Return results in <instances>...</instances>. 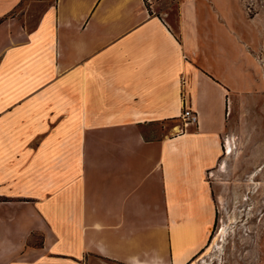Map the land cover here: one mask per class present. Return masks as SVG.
I'll return each instance as SVG.
<instances>
[{"label": "crops", "instance_id": "0c3cea01", "mask_svg": "<svg viewBox=\"0 0 264 264\" xmlns=\"http://www.w3.org/2000/svg\"><path fill=\"white\" fill-rule=\"evenodd\" d=\"M257 16L244 0H0V264L203 251L227 98L261 86ZM184 105L198 121L181 129Z\"/></svg>", "mask_w": 264, "mask_h": 264}, {"label": "rangeland", "instance_id": "374dc122", "mask_svg": "<svg viewBox=\"0 0 264 264\" xmlns=\"http://www.w3.org/2000/svg\"><path fill=\"white\" fill-rule=\"evenodd\" d=\"M172 1L148 0L156 10ZM244 7L249 17L259 15L252 24L258 31L252 48L260 64L261 86L227 98L226 110L232 101V111L223 144L229 139L232 152L223 153L208 173L217 211L208 241L213 244L189 264H264V0H244ZM223 228L224 234L212 242Z\"/></svg>", "mask_w": 264, "mask_h": 264}, {"label": "built area", "instance_id": "2783aa9c", "mask_svg": "<svg viewBox=\"0 0 264 264\" xmlns=\"http://www.w3.org/2000/svg\"><path fill=\"white\" fill-rule=\"evenodd\" d=\"M179 118H181V122H182L181 129L188 127L190 125H194L198 121L196 112L185 105L183 106Z\"/></svg>", "mask_w": 264, "mask_h": 264}, {"label": "bare ground", "instance_id": "6f19581e", "mask_svg": "<svg viewBox=\"0 0 264 264\" xmlns=\"http://www.w3.org/2000/svg\"><path fill=\"white\" fill-rule=\"evenodd\" d=\"M231 111H232V101L230 102V106H229V104H228V107H227V115H229V114L231 113ZM175 129H177V127H176ZM226 150H227V153H231V152H232V144H231V141H230L229 139L227 140ZM221 165L224 167V166H225V161H222V162H221ZM224 232H225V228H223V229L221 230V232H220L217 236H214L212 242H216V239L219 238L220 235L222 236V235L224 234ZM212 244H213V243H212ZM212 244L207 245L206 248H205L202 252H204V253H208V252L210 251V248H211ZM200 253H201V252H200ZM193 259H194V258H193ZM193 259H192V260H193ZM192 260H191V261H192ZM191 261H190V262H191ZM190 262H189V263H190ZM189 263H188V264H189ZM191 263H193V262H191Z\"/></svg>", "mask_w": 264, "mask_h": 264}, {"label": "trees", "instance_id": "16d2710c", "mask_svg": "<svg viewBox=\"0 0 264 264\" xmlns=\"http://www.w3.org/2000/svg\"><path fill=\"white\" fill-rule=\"evenodd\" d=\"M145 1H146L147 6L149 7V2H148V0H145Z\"/></svg>", "mask_w": 264, "mask_h": 264}]
</instances>
